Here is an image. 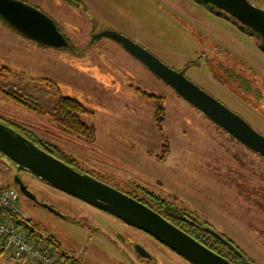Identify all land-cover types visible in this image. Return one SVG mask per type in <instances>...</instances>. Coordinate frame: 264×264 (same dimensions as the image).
Segmentation results:
<instances>
[{
  "label": "rangeland",
  "instance_id": "rangeland-1",
  "mask_svg": "<svg viewBox=\"0 0 264 264\" xmlns=\"http://www.w3.org/2000/svg\"><path fill=\"white\" fill-rule=\"evenodd\" d=\"M16 1L41 12L67 44L37 43L0 20V68L9 71L3 87L47 110L59 95L78 100L85 108L79 118L92 132L70 131L1 90L0 121L57 145L74 168L130 196L155 197L192 213L264 264V158L120 43L93 35L118 32L169 67L184 69L185 77L264 136V53L257 39L194 0ZM251 3L264 10V0ZM152 94L162 97L157 116L154 99L147 97ZM17 175L54 212L20 200ZM0 184L16 191L25 224L52 235L58 252L75 264H191L144 231L48 185L2 154ZM181 215V221L191 219ZM134 244L144 247L150 262L136 256ZM0 264L15 263L2 255Z\"/></svg>",
  "mask_w": 264,
  "mask_h": 264
},
{
  "label": "water",
  "instance_id": "water-1",
  "mask_svg": "<svg viewBox=\"0 0 264 264\" xmlns=\"http://www.w3.org/2000/svg\"><path fill=\"white\" fill-rule=\"evenodd\" d=\"M210 13L244 30L251 31L264 53V10L248 0H194ZM0 18L22 36L40 44L60 47L65 37L36 9L16 0H0ZM109 37L120 43L153 74L171 86L211 121L254 152L264 157V136L240 115L128 37L115 31H102L94 38ZM0 154L48 185L111 214L122 222L144 231L191 264H232L228 259L164 218L140 200L99 180L93 175L42 149L13 127L0 121ZM17 181V177H14ZM20 190L24 186L18 182ZM50 211L53 208L44 204ZM214 235L218 234L209 229ZM137 248L146 252L140 245ZM250 264L249 262H247Z\"/></svg>",
  "mask_w": 264,
  "mask_h": 264
},
{
  "label": "trees",
  "instance_id": "trees-1",
  "mask_svg": "<svg viewBox=\"0 0 264 264\" xmlns=\"http://www.w3.org/2000/svg\"><path fill=\"white\" fill-rule=\"evenodd\" d=\"M248 1L250 3L252 2V0H248ZM0 20H1V18H0ZM238 30L240 32H243L244 34L250 36V34L248 33L249 31H251L250 29L244 28V30H241V29H238ZM251 37H255L257 39V45H258L259 44L258 42H260L259 38L256 35H252ZM8 73H9L8 69H6L4 67L0 68V90L3 93L7 94L8 96H11V98L15 99L16 101H21L23 104H25L29 107H32L34 110H37L38 112H40L42 114H47L48 116L53 117V119L60 126L66 128L70 131H73V132H76L78 134H82L85 136H88L91 134V132H92L91 127L87 126L79 118L80 113L84 112L85 108L83 107V105L78 100H76L72 97L59 95V96L55 97L54 104H53V107L51 110L41 108V106H39L35 102H31L27 98L24 99L23 96L21 97L20 94L14 92L8 88L3 87V85H4L3 83L6 82V77L9 75ZM147 97L154 99V102L156 104V116L161 114L163 112V108L157 104L158 103L157 101L160 100L162 97L155 96L153 94L147 95ZM157 120H160V119H157ZM19 132L24 134L26 137H28L32 141H34L42 149L50 152L54 156L62 159L63 161H65L69 164V162L66 159L62 158V156L59 155V152L57 151L56 147L53 144H51L47 141L41 140L40 138H37L36 136L31 134V132L28 130L21 129ZM153 198H155V197H153ZM159 201L160 202H158V203L163 204L162 206L164 209L163 208L158 209V208H161L160 206H158V208H155V207H152L151 205H149V203H147V204L144 202L143 203L146 204L147 206L151 207L155 211H157L164 218H166L167 220L172 222L174 225H176L180 229L187 232L189 235H191L192 237H194L195 239H197L198 241L203 243L205 246L209 247L213 251L217 252L218 254H220L223 257H225L226 259H228L232 264H235L233 259L228 255V254H232V253L230 252V250H228L226 247H224L223 244H221V242H219L217 237H215L216 235H214L213 233H210V232H209L210 233L209 234L208 232L201 230L198 226L195 227V226H193L187 222H183L181 220L175 219V218H177V216H182L181 215V213H182L183 216L186 215V216L190 217L194 222L199 224L200 222L197 221L196 217L194 215H192V213H190V212L188 213V212L184 211V209H182V208H176L175 206L168 204L167 202H164V200H159ZM156 205H157V203H156Z\"/></svg>",
  "mask_w": 264,
  "mask_h": 264
},
{
  "label": "built area",
  "instance_id": "built-area-1",
  "mask_svg": "<svg viewBox=\"0 0 264 264\" xmlns=\"http://www.w3.org/2000/svg\"><path fill=\"white\" fill-rule=\"evenodd\" d=\"M12 187L0 184V256L15 264H75L72 256L59 253L52 235L25 224Z\"/></svg>",
  "mask_w": 264,
  "mask_h": 264
},
{
  "label": "flooded vegetation",
  "instance_id": "flooded-vegetation-1",
  "mask_svg": "<svg viewBox=\"0 0 264 264\" xmlns=\"http://www.w3.org/2000/svg\"><path fill=\"white\" fill-rule=\"evenodd\" d=\"M207 10V9H206ZM209 12V11H208ZM3 23H5L3 20H1ZM6 24V23H5ZM7 25V24H6ZM9 26V25H8ZM12 28V27H11ZM57 151L59 153H62L63 152L57 147V145H55ZM63 158V157H62ZM264 158V157H263ZM72 161V160H70ZM69 162V161H68ZM73 162V161H72ZM70 165H72L70 162H69ZM73 166V165H72ZM86 172V171H84ZM88 173V172H87ZM18 177V181H20L22 183V185L24 186L23 190H18L19 191V197H20V200H24L25 204L29 205L31 204V202L33 203H36L42 207H44L45 209L49 210L44 204H46L44 202L43 199H40L38 197V194L35 193L34 190L31 189V183L30 182H27V180L25 181V179H23L22 177H20L19 175H17ZM24 180V181H23ZM34 196V197H33ZM144 203H149V205H151L152 207H155V208H158V205L154 204L153 202H157L158 199L156 198H152L150 197L151 199L150 200H154L153 202H151L149 199L147 198H144V197H139L137 195H134L132 196ZM76 198V197H74ZM78 199V198H77ZM81 200V199H79ZM48 205V204H47ZM159 206L161 207L162 205L159 204ZM163 207L161 208H158V209H162ZM164 209V208H163ZM180 218H182L181 216H177V220H180ZM187 222H189V224L195 226V227H199L201 230L205 231V232H210L212 233L210 230L216 232L218 234V236H215L217 237V239L219 240V242H221V244H223L224 247H226L228 250H230V252L232 254H228L234 261L235 264H248L247 262H249L250 264H257L256 261L251 257L249 256L244 250L241 249V247L234 242V240H232L231 238H229L227 235H225L223 232L217 230L212 224L208 223V222H204L202 221L201 219L197 221L200 222L199 224H197L196 222H194L192 219H189V218H185ZM184 221V220H183ZM184 221V222H186ZM196 221V220H195ZM262 229V228H260ZM264 229H262V234L264 235ZM254 232H259L260 234V231H254ZM209 233V234H210ZM133 241V240H131ZM220 244V243H219ZM137 245L139 244H134L133 247H131L132 250L135 249L134 253L136 254V256H140L142 259H145V260H142V261H145V262H150L149 259H150V254L144 249V247H142L146 252H144L143 250H141L140 248L138 249L137 248ZM222 246V245H221ZM148 260V261H147Z\"/></svg>",
  "mask_w": 264,
  "mask_h": 264
},
{
  "label": "crops",
  "instance_id": "crops-1",
  "mask_svg": "<svg viewBox=\"0 0 264 264\" xmlns=\"http://www.w3.org/2000/svg\"><path fill=\"white\" fill-rule=\"evenodd\" d=\"M55 242V241H54ZM55 245H56V243H55ZM57 246V245H56ZM1 257V256H0ZM7 258V257H6Z\"/></svg>",
  "mask_w": 264,
  "mask_h": 264
}]
</instances>
